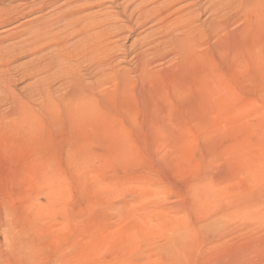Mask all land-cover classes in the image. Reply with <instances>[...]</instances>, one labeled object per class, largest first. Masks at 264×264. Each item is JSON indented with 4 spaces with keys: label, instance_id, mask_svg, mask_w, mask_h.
I'll return each mask as SVG.
<instances>
[{
    "label": "rangeland",
    "instance_id": "374dc122",
    "mask_svg": "<svg viewBox=\"0 0 264 264\" xmlns=\"http://www.w3.org/2000/svg\"><path fill=\"white\" fill-rule=\"evenodd\" d=\"M102 1L85 13L112 10L116 48L104 81L82 49L71 63L80 119L44 116L25 137L0 120V264H264V14L247 0H179L206 42L150 55L152 21ZM16 74L23 94L34 78ZM236 227L248 240L206 239Z\"/></svg>",
    "mask_w": 264,
    "mask_h": 264
},
{
    "label": "bare ground",
    "instance_id": "6f19581e",
    "mask_svg": "<svg viewBox=\"0 0 264 264\" xmlns=\"http://www.w3.org/2000/svg\"><path fill=\"white\" fill-rule=\"evenodd\" d=\"M118 1L110 0L111 3L119 7L117 13L123 14L127 21L136 18L138 19L136 20L137 25L141 27L152 21L154 28L151 35L152 37L155 36L152 44L155 47L146 48L145 53L147 54L158 55L168 47L175 48L178 53H186V51L191 50L192 46L196 45L194 42L197 37L194 39V34L199 36V41L202 39L206 42V25V28L200 27L197 30L193 27L194 29H192V23H194L192 19L193 12L186 4L181 8H174V3L179 0H126L125 3L123 2L125 5L118 4ZM210 1H214V5H217L215 0ZM211 2L208 3L211 5ZM103 3L102 0H0V28L14 25L0 32V120L8 118L11 126L19 130L20 137H25L29 131L34 130L35 127L37 128L36 122L44 116L49 117L51 121L54 119L56 121L54 124L58 126L61 124L58 123V119L61 120L65 117L64 114L68 110L73 119H80V93L77 91L80 88V74L76 72V66H72L71 63L77 61L76 65L80 67V52L82 50L83 53L81 54L85 58L94 61L93 64L95 65L93 66H95V69L96 67L98 70L100 69L96 72H100V74L103 72V76L99 74L100 79L102 81L106 79L104 78V70L109 68L108 60L112 56L111 52L116 48L114 42L110 39L113 34L110 30L111 24L116 23V20L108 13L112 10L108 12L104 10L103 13L101 11V14H98L99 10L97 13H85L87 9L101 6ZM247 3H250V6L247 5L249 10L258 11L263 16L264 10H261V7L264 5V0H247ZM48 9H50L49 12ZM219 11L222 12L223 10ZM120 24L116 26L118 32L124 31L125 28L124 23ZM159 36L160 39H163L161 42H159L160 39L158 40ZM143 39L146 40V38ZM8 40L16 41L6 44L5 42ZM203 45L206 46V43ZM198 46H201V44ZM80 49L82 50L80 51ZM185 53L184 55L187 54ZM23 55L32 57V62H29L31 63L30 67L25 66L22 69L14 67L12 63ZM142 56L144 55H140L139 58H141V67H144V63L147 64L149 61L144 62ZM166 57L168 56L166 55ZM111 59L113 60L112 57ZM140 70L142 71V68ZM15 73L22 80L29 77L34 78V81L30 82V86L28 85L29 87L24 89L23 94H18L12 90L13 88L11 89L16 82L13 76ZM54 83H58L56 88L53 87ZM70 83L72 87H69L72 88L73 93L70 92L72 93L70 95L71 102H68L70 99L67 100L68 105H66V99L69 98L66 90ZM2 110L4 111L2 112ZM61 121L63 124V120ZM261 223L264 225L263 222ZM263 227L261 228L263 229ZM258 230L256 229V231ZM229 233L238 234L236 237L245 236L247 240L250 236L249 231L243 232L238 227L232 228L231 231L223 229L221 232H215L211 237L205 235L207 241H209L208 243H212L216 247H220V245L222 247L221 239ZM226 236L228 237V235ZM235 240L233 243L231 241L227 243L239 246V242H235ZM257 243L264 246V236H260ZM240 244H243V242ZM225 245L227 244L223 246Z\"/></svg>",
    "mask_w": 264,
    "mask_h": 264
}]
</instances>
